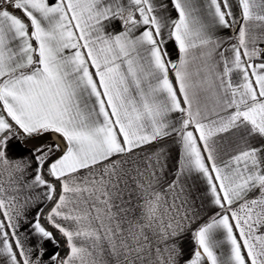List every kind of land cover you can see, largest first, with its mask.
Instances as JSON below:
<instances>
[{
	"label": "snow or ice",
	"instance_id": "1",
	"mask_svg": "<svg viewBox=\"0 0 264 264\" xmlns=\"http://www.w3.org/2000/svg\"><path fill=\"white\" fill-rule=\"evenodd\" d=\"M0 264H264V0H0Z\"/></svg>",
	"mask_w": 264,
	"mask_h": 264
},
{
	"label": "crops",
	"instance_id": "2",
	"mask_svg": "<svg viewBox=\"0 0 264 264\" xmlns=\"http://www.w3.org/2000/svg\"><path fill=\"white\" fill-rule=\"evenodd\" d=\"M169 50L173 52V55L175 54V50H174V47L172 45L169 46ZM49 249H50V251L52 250L51 246H49Z\"/></svg>",
	"mask_w": 264,
	"mask_h": 264
}]
</instances>
